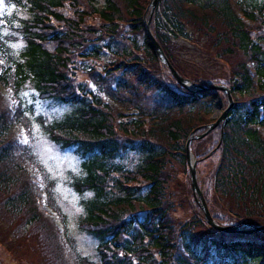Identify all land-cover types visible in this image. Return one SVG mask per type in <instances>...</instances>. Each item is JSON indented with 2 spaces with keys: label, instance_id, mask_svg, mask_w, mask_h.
<instances>
[{
  "label": "trees",
  "instance_id": "16d2710c",
  "mask_svg": "<svg viewBox=\"0 0 264 264\" xmlns=\"http://www.w3.org/2000/svg\"><path fill=\"white\" fill-rule=\"evenodd\" d=\"M81 1L10 0L24 16L12 12L0 33V217L10 224L22 219L14 227L18 236L30 225L45 231L58 264H93L70 243L72 256L65 260L61 233L46 215L47 201L55 207L49 182L30 167L37 165L29 161L35 159L27 143L16 139L29 127L20 93L31 86L44 100L71 106L39 124L60 149L74 148L82 160L69 184L87 195L78 225L97 241L101 264H264V231L214 230L194 197L185 207L175 185L178 177L187 182L185 142L208 124L207 107L218 93L190 91L176 81L171 86L155 67L146 69L148 59L160 61L143 18L151 0ZM150 29L172 65L171 46L190 41L198 49L203 39L231 63L233 108L203 139L206 146L192 142L190 148L215 221L264 224V0H159ZM15 39L24 43L18 53L6 46ZM114 45L123 48L114 52ZM103 48L108 55L94 63ZM128 55L129 62L117 60ZM141 87L156 93L155 105L146 103ZM130 150L142 156L134 170L118 161ZM180 209L190 211L182 222L175 219ZM10 233L4 229L0 243H10Z\"/></svg>",
  "mask_w": 264,
  "mask_h": 264
},
{
  "label": "rangeland",
  "instance_id": "374dc122",
  "mask_svg": "<svg viewBox=\"0 0 264 264\" xmlns=\"http://www.w3.org/2000/svg\"><path fill=\"white\" fill-rule=\"evenodd\" d=\"M81 2L85 4V0H82ZM100 2L101 0H99V4ZM12 12L17 18L24 16V12L19 8L15 9V6L12 4V2L10 3V0H0L1 35H4L8 30V24H6L3 19H9V15ZM143 18L145 19L146 23H148L149 6L146 9ZM199 38L200 37L198 33H195L193 35V40H197ZM199 41L201 42V47H199L198 49H196L197 44L190 41L187 42L185 46L175 45L174 48L171 46L170 51L173 52L174 56V62L173 65H171L176 68L177 72L179 71L180 73L185 74L187 77L194 78V82H192L193 84H220L227 88L231 96V91L229 88L230 85L227 80L231 63L222 58L224 56L220 52H218L217 49H215L211 42L208 43V41L204 39ZM23 44L24 43L20 39H15L8 41V44L6 46L9 47L12 53H18L23 47ZM178 44L182 45L180 43ZM121 48H123V46L114 45L112 47L114 52L117 49ZM105 54L108 55L105 51L102 53L100 58H93V62L98 63L99 61L97 60L104 61ZM134 54L132 55L137 56L136 54ZM216 56L221 57V62L215 60ZM77 59H80V56ZM130 59L131 56L128 55L121 56V58L117 60H124L125 62H129ZM148 60L149 61L146 62L147 70L151 71V68L155 67V73L157 75H160L163 81L167 82L171 86L175 83L174 78L168 74V68L166 67V65H164L161 61H159V64H156L151 61V59ZM75 66L77 67L76 77H79L78 79H82L79 71L83 67L78 64H76ZM115 72L119 74V71H114V73ZM81 75L84 76V74ZM125 77L133 86L138 85L134 75H125ZM216 77H220L221 79H218ZM225 80H227V82ZM143 89L144 88L141 87L140 93L145 96L146 103L150 106L155 105L156 103L154 104V100L156 98V93L153 97L151 93H149L148 91H146L145 93ZM216 92L218 93V97L212 100L207 107L208 117L206 121L208 122V124L214 123L228 107V99L226 93L222 90H217ZM20 95L23 103L21 110L29 119V122H27L29 127L28 129L24 130L23 140H25V142L27 143L26 147H28L31 157L35 159V161H32L30 159L29 161L34 162L37 165V167H30L38 170V172L49 182V188L51 192L50 194L53 200V204H55V207H57L58 210H56L53 206L51 207L58 212L59 218L61 219V221L59 222V226L60 228H63V231L61 230L62 234L60 239L68 240L69 238L68 241L70 243V246H75V250L78 251L79 255L85 257L87 262L89 261L93 264H101L99 254L96 249L97 241L83 232L78 225V217L83 212L80 200L82 199V197H86L87 195H80L79 193L75 192L69 184L71 175L80 172L82 160L80 156L75 152L74 148H68L65 150L60 149L42 132L39 124L43 120L51 121L53 119L61 117L71 110V106L68 104H59L54 101L44 100L38 95V92L31 88V86H27L26 89L21 91ZM206 125H202L201 127L193 129L188 135V137H192V142L195 143V147H197L198 149H202L203 146H206V142L203 139L207 136V134H209L216 128L215 127L214 129L210 130L204 136H200L201 138L195 137L196 135H203L204 130L206 129ZM190 151L195 157V155L193 154V150ZM215 151L216 147L206 156L213 154ZM141 158L142 156L139 153L130 150L123 153L118 161L125 167L134 170L136 166L141 162ZM207 164L210 165L209 162H207ZM207 166L205 168H200V166H198V169L206 170ZM188 173H190L189 168ZM202 179L203 172H201V175L198 174V187L203 194V191L200 187V180ZM183 181L185 180H182L181 177H178L175 185L177 186L178 191L181 192V197L183 198L184 196V200L187 201V197L189 199L193 197L189 174L187 177V182H185L187 184H185ZM1 198L2 197H0V201ZM181 202L182 204H185L183 199L181 200ZM186 206L187 208H191L189 202L185 204V207ZM187 213H190V211H188ZM187 213L184 212L182 215L180 209L177 215L174 214L177 217L175 219L182 222L186 217L189 216V214ZM21 220L22 219L15 217L10 224L8 221H5L0 217V228H3L0 229V237H2L1 233L4 229H8V231H11L10 234L14 236V238L11 239L10 243H6L5 241H3V243H0V264H58L55 261V256L53 255L54 251L52 250L50 242L46 234L44 233L45 231L43 232V230H39L35 225H30L27 229L19 232V236L17 234L15 235L14 227H21ZM63 248L67 249V245L63 244Z\"/></svg>",
  "mask_w": 264,
  "mask_h": 264
},
{
  "label": "water",
  "instance_id": "95a60500",
  "mask_svg": "<svg viewBox=\"0 0 264 264\" xmlns=\"http://www.w3.org/2000/svg\"><path fill=\"white\" fill-rule=\"evenodd\" d=\"M158 0H151L149 3V15L151 16L152 12L155 9V6L157 4ZM150 16L148 19V23H146V33L148 35V37L151 40V43L159 57V59L161 60L162 63H164L166 65V67L168 68L169 72L173 75V77L176 79V81L181 84L182 86H186L188 87V89L195 87V89L201 90V91H208L209 93H213L216 90H222L226 93L227 99H228V107L227 109L223 112V114L214 122L211 123L209 125L206 126V129L203 133V135H196L195 137H199L200 136H204L206 133H208L210 130L214 129L216 126H218L226 117L227 113L230 111L231 107H232V97L230 96L229 91L227 90V88H225L223 85L220 84H215V85H197V84H193L190 83L189 80L183 78L175 69L174 67L171 65V63L168 61V59L166 58L162 48L160 47V45L158 44V42L156 41V39L154 38L151 30H150V26H149V22H150ZM188 84H191L190 87ZM192 140V137L189 136L188 140L185 144V151H186V157H187V161H188V165H189V171H190V183H191V189H192V193L194 196V199L196 200L199 208L201 209V211L203 212L204 218L207 221V223L213 227L216 230L219 231H223V232H240V233H254V232H260V231H264V225H257L255 227H251L249 229H244L238 226H227V225H218L217 223H215V221L213 220V218L211 217V214L209 212L207 203L203 197V194L201 192V190L198 187V175H197V171H196V160L194 158V156L192 155L189 145L190 142Z\"/></svg>",
  "mask_w": 264,
  "mask_h": 264
},
{
  "label": "bare ground",
  "instance_id": "6f19581e",
  "mask_svg": "<svg viewBox=\"0 0 264 264\" xmlns=\"http://www.w3.org/2000/svg\"><path fill=\"white\" fill-rule=\"evenodd\" d=\"M184 88H186V89H188V87H186V86H183ZM195 88V87H194ZM189 90V89H188Z\"/></svg>",
  "mask_w": 264,
  "mask_h": 264
}]
</instances>
